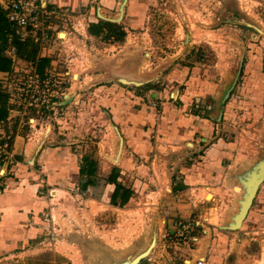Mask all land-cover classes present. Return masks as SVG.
Masks as SVG:
<instances>
[{"label":"rangeland","instance_id":"obj_1","mask_svg":"<svg viewBox=\"0 0 264 264\" xmlns=\"http://www.w3.org/2000/svg\"><path fill=\"white\" fill-rule=\"evenodd\" d=\"M87 1L83 0L79 8H69L68 12L62 11L58 17L51 18L52 46L42 53L53 59L52 79L63 81L57 112L45 107L43 112L29 113L27 116L36 120L34 128L27 124L26 117L9 125L12 131L18 127L31 143L26 158L31 161L35 156V159L24 164L35 174L28 176V181L36 182V172L40 173L48 181L50 191L39 193L47 201L29 213L30 222L37 227L36 237L28 246L5 252L0 264H113L132 260L150 246L153 238L156 243L168 239L170 233L164 218L180 198L170 192L167 177L158 178L152 187L150 184V189L135 193L127 205L113 206L81 193L72 173L61 178L58 161L47 158L46 150L38 152L39 143L52 134L60 142L55 145L62 146L58 157L68 169L75 166L76 155L85 151L112 155L121 138L108 125L107 115L100 113L99 97L104 93L101 89L104 85L121 84L127 90H148L152 85L162 88L168 81L165 83L159 77L189 66L196 67L208 87L223 79V94L236 80L230 92L234 93L243 82V70L252 57L250 52L264 53V0H130L123 8L124 17L115 22L125 31L123 38H107V32L99 37L88 34L87 23L99 17L97 10L85 9ZM97 2L93 0L88 5L96 6ZM120 2L107 17H118ZM57 33L66 34L65 39L56 40ZM66 72L69 73L65 76ZM20 73L6 81L11 84ZM4 76H0L1 81H5ZM120 77L143 82L122 84L117 80ZM66 93L75 95L63 103ZM227 104L233 110L225 113L228 127L233 137L243 140L244 154L253 148L244 140L249 137L260 142L256 159L262 157L264 115L254 112L259 105L252 101L251 112L245 113L239 102L231 100ZM20 164L11 163L12 172L19 177ZM221 186L216 192V202L206 200L199 204L197 215L206 218L203 222L206 231L199 233L201 244L213 240L215 233L244 236L247 240L242 246L237 241L224 242L235 251L230 264H264V207L258 206L262 203L258 201L252 208L245 226L229 229L233 221L223 227L233 209L236 190L227 183ZM194 193L197 198L201 195L205 198L207 194L203 189ZM206 197L210 198L211 194ZM212 206L215 208L208 209ZM205 236H208L206 241ZM142 260L145 263L146 258Z\"/></svg>","mask_w":264,"mask_h":264},{"label":"crops","instance_id":"obj_2","mask_svg":"<svg viewBox=\"0 0 264 264\" xmlns=\"http://www.w3.org/2000/svg\"><path fill=\"white\" fill-rule=\"evenodd\" d=\"M49 2L50 7L68 11L69 8L83 5V0ZM89 2L93 0L87 1L85 9L92 12L97 10L99 19L112 23L119 21L116 20L120 17L119 12L116 18L107 17V13L113 12L118 6L119 0H99L96 6L88 5ZM88 26L89 23L86 29ZM250 54L252 57L243 70V82L237 85V91L230 93L225 101V93L221 92L223 79H219V84L208 87L196 67L189 66L159 77L165 83L168 81L162 88L152 85L148 90H127L121 84L104 85L101 88L104 93L99 97L100 113L107 115L110 121L108 125L121 138V143L112 155L85 151L76 155L75 166L68 169L62 165L63 159L58 157L62 146L55 145L60 142L52 134L39 143L38 152L46 150L47 158L58 161L57 166L62 168L61 178L72 173L76 188L81 193L107 201L113 206H120L123 197L132 190L129 201L124 204L127 205L135 193L148 190L156 179L167 177L170 192L180 198L164 218L170 236L156 243L145 263L141 260L138 264H198V260H203V264H230L235 251L233 246L227 248L224 242L237 241L240 246L246 242L244 236L236 234L231 237L224 232L215 233L213 240L201 244L203 241L199 233L206 231L203 229L206 218L198 216L197 210L199 204L206 203V200L216 202V192L222 188L221 184L227 183L237 193L235 191L233 209L223 227L235 221L246 193L245 183L259 171L258 165L264 159V154L256 159V152H260L261 145L249 137L244 140L253 148L244 154L243 140L233 137L225 117V113L233 111L227 104L231 100L239 102L245 113L254 101L259 105L254 112L264 115V53ZM39 57H42L40 51ZM46 57L51 59L50 56ZM3 74L5 72H0V76ZM74 95L66 93L61 102L71 100ZM199 102L207 104L206 116H198L193 111ZM10 131L13 134L10 149L14 162L21 163V177L17 173L14 175L11 164L0 168V257L5 252H14L30 245L33 237H36L37 227L30 222L29 213L46 203L45 196L40 197L39 193L50 191L48 181L45 177L41 178L40 173L36 172V182L28 181L27 177L35 174L24 164L29 161L26 157L31 143L26 141L18 127ZM9 174L14 177H8ZM200 189L206 191V196L211 194V197L204 198L201 195L197 198L194 192ZM258 201L264 203V181L246 217L251 216L252 208L256 207ZM262 204L258 206L264 207ZM214 208L212 206L208 209ZM193 220L199 222V225L191 232L189 239L181 243L174 237L178 224ZM244 221L241 227L245 226ZM207 237H203L204 241Z\"/></svg>","mask_w":264,"mask_h":264},{"label":"built area","instance_id":"obj_3","mask_svg":"<svg viewBox=\"0 0 264 264\" xmlns=\"http://www.w3.org/2000/svg\"><path fill=\"white\" fill-rule=\"evenodd\" d=\"M0 6L6 12V16L14 28L23 37L30 36L39 48L40 56L46 57L47 55L42 52H47L51 48L54 38L53 33L50 31L53 29L51 18L58 17L62 11L68 12V10L50 7L49 0H0ZM65 37L66 34L64 36H61V33L56 34V40H64ZM5 53L12 60L13 69L11 72L3 74L6 77L5 81L0 80L3 91L8 95L10 105L9 116L6 121H0V168L14 161L10 149L12 133L9 125L14 122L15 117L18 115L21 122L25 117L28 118V121L26 120L27 124L30 123L29 126L34 128L35 118L27 115L43 112L45 107H50V110L57 112L58 92L61 91V85L63 84L60 79H52L53 59L45 69L44 75H41L35 63L19 56L15 45L9 44ZM17 72H21L20 76L15 78L11 84L8 83L6 80L12 78ZM68 73L66 72L64 75L66 76ZM14 112H17V115ZM6 128H8V132ZM198 225L199 222L195 220L179 223L174 237L178 241H186L189 239L187 233L192 232ZM191 239L193 238L191 237ZM203 262V260H198V264H203Z\"/></svg>","mask_w":264,"mask_h":264},{"label":"trees","instance_id":"obj_4","mask_svg":"<svg viewBox=\"0 0 264 264\" xmlns=\"http://www.w3.org/2000/svg\"><path fill=\"white\" fill-rule=\"evenodd\" d=\"M87 31L90 36L95 37L102 36L105 32H107V38H112L113 36H121V38H123L125 35V31L121 26L99 18L95 21L89 22ZM9 44L15 45L19 56L35 63L39 73L44 75L45 69L51 63V59L47 57H39V48L33 42L32 38L30 36L23 37L22 34L14 28L12 23L9 22L6 12L0 6V72H11L13 69L12 60L5 53ZM198 104L199 105H196L195 108H193V111L198 116H206L207 104L203 105L201 102ZM9 110L10 105L8 102V95L3 91L0 83V121H6L9 116ZM131 194L132 190L129 191V194L123 197L120 206H123L129 201Z\"/></svg>","mask_w":264,"mask_h":264},{"label":"water","instance_id":"obj_5","mask_svg":"<svg viewBox=\"0 0 264 264\" xmlns=\"http://www.w3.org/2000/svg\"><path fill=\"white\" fill-rule=\"evenodd\" d=\"M127 0H122L121 5L119 6V13H120V17L116 20H119L122 18L123 16V8L126 5ZM259 32H261L260 29H257ZM240 73V72H239ZM120 83H133L135 85H140L142 84L141 81H133V80H128V79H124L122 77L117 79ZM236 83V80L233 82L232 86L225 92L223 101H225L228 97L229 94L231 92V90L233 89L234 85ZM38 151V150H37ZM35 159V156L32 157L31 161L29 160V163H33ZM258 170L257 173H254L252 175V177H250V179L245 183L246 185V193L244 195V199L242 200V206L241 209L239 211V213L236 215L235 217V223L229 226V229H238L241 227L244 219L246 218L251 205L253 204V201L256 197V194L258 192L259 186L260 184L264 181V159L261 161V163L258 165ZM156 245V239L153 238L150 246L141 254L137 255L136 257H134L132 260L127 259L125 261L122 262H114L113 264H138L143 258H146L150 252L152 251V249L155 247Z\"/></svg>","mask_w":264,"mask_h":264}]
</instances>
